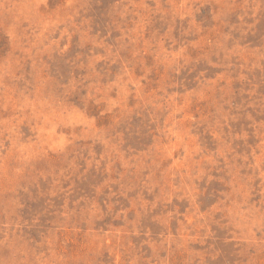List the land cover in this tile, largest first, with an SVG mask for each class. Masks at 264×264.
<instances>
[{"label":"rangeland","instance_id":"obj_1","mask_svg":"<svg viewBox=\"0 0 264 264\" xmlns=\"http://www.w3.org/2000/svg\"><path fill=\"white\" fill-rule=\"evenodd\" d=\"M0 264H264V0H0Z\"/></svg>","mask_w":264,"mask_h":264}]
</instances>
